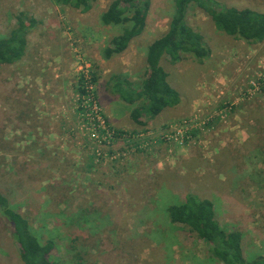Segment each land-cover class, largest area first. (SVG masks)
<instances>
[{
    "label": "rangeland",
    "instance_id": "1",
    "mask_svg": "<svg viewBox=\"0 0 264 264\" xmlns=\"http://www.w3.org/2000/svg\"><path fill=\"white\" fill-rule=\"evenodd\" d=\"M110 1L81 13L56 0H0V37L27 26L23 58L0 64V191L41 244L53 242L57 264H222L167 218L188 194L212 201L219 225L241 233L247 262L264 260V42L226 36L191 7L187 23L210 55L163 59L181 102L142 113L136 126L130 113L142 99L119 100L110 78L140 86L174 0H150L144 34L105 59L121 31L101 23ZM215 1L264 13V0ZM84 75L89 97L77 90ZM11 233L0 217V264H22Z\"/></svg>",
    "mask_w": 264,
    "mask_h": 264
},
{
    "label": "trees",
    "instance_id": "2",
    "mask_svg": "<svg viewBox=\"0 0 264 264\" xmlns=\"http://www.w3.org/2000/svg\"><path fill=\"white\" fill-rule=\"evenodd\" d=\"M59 4L86 13L95 0H56ZM174 9L167 31L148 45L145 54L146 78L137 89L128 78L113 75L110 78L112 91L119 100L133 104L142 103L130 113L131 120L142 125L140 117H157L167 108H175L180 102L179 93L171 87L168 74L161 66L167 59L172 65L190 56L202 63L210 55L203 37L187 23L191 7L202 11L213 22L214 27L225 34L259 44L264 42V13L250 8H236L220 5L215 0H174ZM150 0H111L101 14L105 26L119 27L102 51L105 59L122 56L145 32ZM27 45V26L20 21L6 36L0 37V64L13 65L19 62ZM81 94L83 90H79ZM0 217L10 226L12 240L18 246L22 264H57L50 255L54 248L52 241L41 244L34 234L29 220L10 204L9 197L0 191ZM167 218L172 225H181L186 232L211 246V255L222 264H264L261 258L247 262L244 258L242 235L237 231H225L217 222L214 204L208 199L185 195L182 202L167 209Z\"/></svg>",
    "mask_w": 264,
    "mask_h": 264
},
{
    "label": "built area",
    "instance_id": "3",
    "mask_svg": "<svg viewBox=\"0 0 264 264\" xmlns=\"http://www.w3.org/2000/svg\"><path fill=\"white\" fill-rule=\"evenodd\" d=\"M79 90H83L84 93H80V95H82V97H89L90 96V91L92 89V85L89 83V81L86 79V76L84 75L82 77V83L78 84ZM96 112V110L94 111Z\"/></svg>",
    "mask_w": 264,
    "mask_h": 264
},
{
    "label": "crops",
    "instance_id": "4",
    "mask_svg": "<svg viewBox=\"0 0 264 264\" xmlns=\"http://www.w3.org/2000/svg\"><path fill=\"white\" fill-rule=\"evenodd\" d=\"M140 121H141V119H140ZM142 122V126H145V123L143 122V121H141ZM136 126H137V124H136ZM139 126V125H138Z\"/></svg>",
    "mask_w": 264,
    "mask_h": 264
}]
</instances>
